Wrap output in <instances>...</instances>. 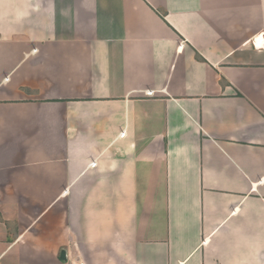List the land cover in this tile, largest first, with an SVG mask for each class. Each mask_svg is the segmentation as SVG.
Wrapping results in <instances>:
<instances>
[{
    "label": "crops",
    "instance_id": "0c3cea01",
    "mask_svg": "<svg viewBox=\"0 0 264 264\" xmlns=\"http://www.w3.org/2000/svg\"><path fill=\"white\" fill-rule=\"evenodd\" d=\"M0 264H264V0H0Z\"/></svg>",
    "mask_w": 264,
    "mask_h": 264
},
{
    "label": "water",
    "instance_id": "95a60500",
    "mask_svg": "<svg viewBox=\"0 0 264 264\" xmlns=\"http://www.w3.org/2000/svg\"><path fill=\"white\" fill-rule=\"evenodd\" d=\"M65 257H66L65 252H62V254H61V258H62V259H65Z\"/></svg>",
    "mask_w": 264,
    "mask_h": 264
}]
</instances>
